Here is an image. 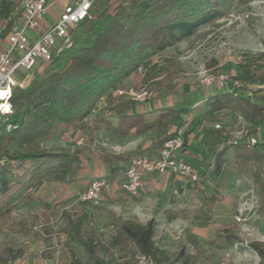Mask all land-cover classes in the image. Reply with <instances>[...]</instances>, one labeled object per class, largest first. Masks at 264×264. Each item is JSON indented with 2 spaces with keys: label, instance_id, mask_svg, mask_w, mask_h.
Returning a JSON list of instances; mask_svg holds the SVG:
<instances>
[{
  "label": "trees",
  "instance_id": "1",
  "mask_svg": "<svg viewBox=\"0 0 264 264\" xmlns=\"http://www.w3.org/2000/svg\"><path fill=\"white\" fill-rule=\"evenodd\" d=\"M254 1L257 0H97L91 17L70 30L72 46L56 54L43 73L34 74L26 88L13 89V113L5 122H0V143L16 144L19 150L0 153V213L18 204L37 201L36 191L47 180L63 179L90 157L106 167L107 175L103 178L106 186L120 187L133 157L161 151L179 131L183 134L184 147L178 158L195 169V159L184 155L186 146L198 128L209 126L208 141L213 145V154L208 164L212 167L213 184H220L230 159L237 168H255V180L262 197L260 207L264 209V146H251L246 141L228 144L225 130L214 127L216 122L228 127L239 116L253 127L263 122L264 52L242 55L238 62L239 73L224 71L231 76L233 89L220 90L214 86L203 100L184 110L156 106L138 111L139 102L130 98L129 89L123 86L128 79L136 78L143 87L161 92L166 79L169 81L167 90H172L175 84L171 83L179 72V64L166 63L164 77H155L154 70L161 66L159 55L190 39L201 27L224 18L234 6ZM17 5V0H0V21L5 23L0 30V40L7 38L12 26L19 21L15 12ZM234 82L239 86H234ZM104 102L111 107L96 115L91 127L83 125L98 108L102 111L100 105ZM171 118L179 121L175 130L170 128ZM8 124L11 130H7ZM156 129L158 134L151 142L138 147L134 153H105L82 147L74 152H56L38 147L61 131L77 132L81 138L85 135L89 138L91 130L138 137ZM217 147L221 148L215 150ZM195 170L200 174L197 168ZM67 216L69 240L84 251L86 263L110 264L98 255L94 238L85 230L91 214L85 211L77 219ZM111 220L154 264L180 261L182 252L171 260L165 250L156 245L154 219L147 224L116 216ZM215 234L229 245L244 243L230 228L218 229ZM247 248L257 253L264 264V242H249ZM0 264L13 262L0 256Z\"/></svg>",
  "mask_w": 264,
  "mask_h": 264
},
{
  "label": "rangeland",
  "instance_id": "2",
  "mask_svg": "<svg viewBox=\"0 0 264 264\" xmlns=\"http://www.w3.org/2000/svg\"><path fill=\"white\" fill-rule=\"evenodd\" d=\"M58 9L59 6L53 5L49 17H53ZM4 26L5 23L0 21V30ZM5 43L6 38L0 40V49ZM262 52L264 0H257L234 6L224 18L201 27L193 37L159 55L161 66L154 70L155 77H164L166 63L175 61L179 64V72L171 83L175 84L172 90H167L169 81L166 79L165 89L161 92L143 87L136 78L128 79L123 86L129 89L130 98L132 93L154 91L150 100L137 103L138 111L156 106L184 110L209 93L202 84L205 78L224 71L239 73L238 62L242 55ZM100 107L102 111L98 108L83 125L91 126L95 116L111 106L104 102ZM169 121L172 130L179 127L177 119ZM234 123L233 132L237 135L243 122ZM157 134V129L149 131L140 137L125 139L123 146H117L114 138L119 136L107 135L105 130L90 132L91 142L86 135L83 139L72 136L70 131H61L52 139L39 143L38 147L56 152H74L82 147L119 153L148 144ZM203 134V129L198 128L191 139L194 152H202L204 156L198 165V181H175L172 177L166 178L165 174L155 176L157 186L151 188L144 184L135 196L116 185L106 186L101 205L125 220L135 219L147 224L154 219L156 245L165 250L171 260L183 253L177 264H262L257 253L247 248L249 242H264V209L260 207L262 197L255 180V168H237L230 159L222 181L214 185L212 167L208 164L213 145L210 141L202 142ZM5 150L14 152L19 147L0 143V153ZM92 178L103 180L104 176L101 165L90 157L82 167L68 172L63 179L47 180L36 191L37 201L18 204L0 213V256L10 259L13 264H85L83 255L70 243L67 214L72 219L82 215L83 203L79 195L88 188ZM165 181L168 182L166 187ZM144 191L150 195H142ZM99 220L102 221L98 218L87 221L86 232L96 234ZM103 228L106 231L101 235L107 236V247L103 246V249L118 255L116 264H154L137 253L134 242L116 225ZM226 228L233 229L244 243L229 245L216 236L218 229ZM122 251L125 257H121L124 256Z\"/></svg>",
  "mask_w": 264,
  "mask_h": 264
},
{
  "label": "built area",
  "instance_id": "3",
  "mask_svg": "<svg viewBox=\"0 0 264 264\" xmlns=\"http://www.w3.org/2000/svg\"><path fill=\"white\" fill-rule=\"evenodd\" d=\"M63 0H17L15 9L19 15L9 32L6 43L0 49V122H5L13 113L11 103L15 87L26 88L32 81L36 67L50 64L56 54L72 46L70 30L83 20L91 17V11L97 0H69L59 12L58 18L49 26L44 27L49 9ZM29 32H33L32 39ZM241 57L239 58V60ZM232 78L225 72L208 76L202 84L208 90L217 86L220 90H231ZM234 86L239 84L234 82ZM263 88V87H262ZM121 93V92H120ZM154 96V91L145 90L132 93L134 101L145 103ZM235 122H243L241 131L234 134V124L224 127L216 122V130H225L229 136L227 143L237 145L249 142L251 146H264V119L260 125L250 126L248 121L239 116ZM7 130L12 126L7 125ZM236 135V136H235ZM184 139L181 131L169 139L158 157L135 156L131 159L124 179L120 183L121 190L135 196L144 185L147 174H177L191 181H198L199 174L194 167L178 156L183 150ZM106 182L102 179L93 180L88 188L79 195L82 203L100 206L105 200Z\"/></svg>",
  "mask_w": 264,
  "mask_h": 264
},
{
  "label": "crops",
  "instance_id": "4",
  "mask_svg": "<svg viewBox=\"0 0 264 264\" xmlns=\"http://www.w3.org/2000/svg\"><path fill=\"white\" fill-rule=\"evenodd\" d=\"M69 0H63L62 2H60V3H58V4H56L57 6H59V9L55 12V15L53 16V17H49V13H48V15H47V17H46V19H45V23H44V27H47V26H49L50 24H52L57 18H58V15H59V12L61 11V9L63 8V6L65 5V4H67V2H68ZM52 8V7H51ZM50 8V9H51ZM50 9H49V12H50ZM30 33V36H31V38L33 39L34 37H35V34L33 33V32H29ZM47 65L48 64H42V65H38L37 67H36V70H35V74H41V73H43V71H44V69L47 67ZM87 121V120H86ZM93 124V123H92ZM92 124H91V126H92ZM91 126H89V127H91ZM88 127V128H89ZM210 127V126H209ZM209 127L208 128H206V129H203V132H204V137H203V140H202V142L203 141H208V138H209V132H208V130L207 129H209ZM92 131H95V130H91V131H89V132H92ZM96 131H99V130H96ZM106 132V134L108 135V134H112L111 132H108V131H105ZM76 133L77 132H75V133H72V132H70V134L72 135V136H75V137H78L79 138V136H77L76 135ZM87 136V135H86ZM194 136V134L193 135H191L190 136V140H189V143H188V145L186 146V151H185V154L184 155H187V157L189 158V159H195V163H194V165H195V169L197 168V171L200 173V171L198 170V169H200V167L198 166L199 165V163H201L204 159H203V155L201 154L202 152H194V150H193V148H192V146H191V139H192V137ZM138 137H140V136H138ZM116 138V139H115ZM114 138V143L117 145V146H123L122 144H125L124 142H125V139H133V138H137V137H115ZM84 139V138H83ZM82 139V140H83ZM92 139V138H91ZM151 142V141H150ZM80 143L81 142H78V145H80ZM149 144V143H148ZM145 145H147V144H145ZM140 146H144V145H142V144H140V145H138L135 149H132V150H124L123 152H119V153H115V154H122V153H126V152H130V153H134L137 149H138V147H140ZM221 147H217L215 150H219ZM214 150V151H215ZM159 152L160 151H154V152H152L149 156L150 157H158L159 156ZM105 153H113V152H105ZM213 154V153H212ZM148 156V155H147ZM211 158H212V156L210 157V160H211ZM95 161V160H94ZM96 163H98V164H100L101 165V167L103 168V176H106L107 175V170H106V167L104 166V164H102V163H100V162H98V161H95ZM197 164V165H196ZM200 175V174H199ZM155 176H161V174H158V173H151V174H147L146 176H145V179H144V184H146L148 187H151V188H155L156 186H157V181H158V179H156V177ZM163 176V175H162ZM164 176H166V178H168V177H172L175 181H182V180H187V179H185V178H182L181 176H179V175H177V174H165ZM263 177H264V172H263ZM93 179V178H92ZM120 182H122V179H121V181ZM167 181H165V187L167 186ZM120 186V185H119ZM120 188V187H119ZM121 189V188H120ZM142 191V190H141ZM142 195H144V196H147V195H150V193H148L147 191H144V192H142ZM136 198V197H135ZM108 209V208H107ZM106 208H103L102 207V205H100V206H92V205H85L84 203H83V206H82V212H85V211H87V212H89L90 214H91V218H90V220L91 219H95V218H98V219H102V221H100L99 220V224H97L96 226H97V233L96 234H90L93 238H94V240H95V242H96V245H97V248H98V255L101 257V258H103V259H105V260H107L108 262H110V264H116V262L118 261V255L114 252V253H112V252H109V251H107V250H105V249H103V246L104 247H107V241H106V235H101L104 231H106L103 227L106 225L107 227H111V226H113V225H116L111 219H112V216H116V217H121V216H118V215H116L115 214V212L114 211H111V210H107ZM106 219V220H105ZM125 220V219H124ZM141 222V221H140ZM101 223V224H100ZM142 223V222H141ZM143 224V223H142ZM103 225V226H102ZM118 228V227H117ZM119 229V228H118ZM123 233V232H122ZM124 234V233H123ZM126 235V234H125ZM130 239V238H129ZM71 243V242H70ZM71 245H72V247H74V248H76L77 249V251H79V253H81L82 255H83V259H84V262H85V264H87L86 263V255H85V253H84V251L82 250V249H79V248H77V247H75L72 243H71ZM135 245V244H134ZM136 247V246H135ZM136 250H137V253L139 254V255H142L140 252H139V250L137 249V247H136ZM104 252V253H103ZM121 254L122 255H124V256H121V257H125V254H124V252L122 251L121 252ZM141 257H144L143 255L141 256ZM144 258H146V257H144Z\"/></svg>",
  "mask_w": 264,
  "mask_h": 264
}]
</instances>
